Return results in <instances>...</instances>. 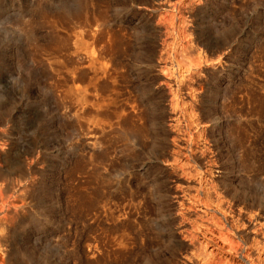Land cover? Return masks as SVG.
I'll list each match as a JSON object with an SVG mask.
<instances>
[{"label":"rangeland","instance_id":"1","mask_svg":"<svg viewBox=\"0 0 264 264\" xmlns=\"http://www.w3.org/2000/svg\"><path fill=\"white\" fill-rule=\"evenodd\" d=\"M75 47L80 121L31 76ZM0 264H264V0H0Z\"/></svg>","mask_w":264,"mask_h":264},{"label":"bare ground","instance_id":"2","mask_svg":"<svg viewBox=\"0 0 264 264\" xmlns=\"http://www.w3.org/2000/svg\"><path fill=\"white\" fill-rule=\"evenodd\" d=\"M62 8L70 12L67 3H63ZM62 49L64 50L65 47L56 46L55 48L58 52ZM38 63H41V61H38ZM48 65L51 73L47 68H43V70L36 68L31 72L34 80H41L38 81L43 90L41 104L51 106V102L54 100L53 90L57 88L61 91L62 99L65 101L62 103L63 107L68 114L80 121L89 108H100L113 101L112 92L115 89L107 88L106 83L103 81L107 76L110 78H113V76L108 73L107 67L100 65L95 50H87V54L82 55L78 47H75L72 57L64 59L55 55L49 58ZM41 77L46 78L45 84ZM48 79L52 80V85L47 84ZM34 153L32 149L27 152L32 157ZM21 162L23 168L25 157ZM1 175L4 178L8 177L7 170L2 171Z\"/></svg>","mask_w":264,"mask_h":264}]
</instances>
